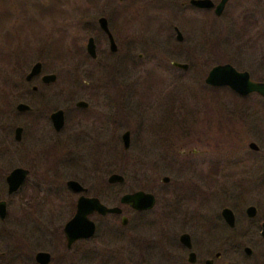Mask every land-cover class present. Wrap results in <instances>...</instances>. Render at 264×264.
I'll return each instance as SVG.
<instances>
[{"label":"rangeland","instance_id":"obj_1","mask_svg":"<svg viewBox=\"0 0 264 264\" xmlns=\"http://www.w3.org/2000/svg\"><path fill=\"white\" fill-rule=\"evenodd\" d=\"M186 1L18 0L16 5L12 0L2 12L6 14H0V92L11 91L36 61L43 73L57 75L49 86L52 105L61 89V142L51 140L43 151L38 149L49 157L44 160L48 185L25 211L40 225L34 251L48 252L50 264H164L162 252H173L183 231L199 247L202 231H193V226L202 216L216 218L222 207L242 221L252 206L256 221L264 222V99H242L227 88L203 83L208 70L219 64L264 82V0H231L220 21L210 19L209 25L200 23L186 4L181 6ZM5 4L2 0L1 7ZM256 11L263 14L252 24L245 23L244 15L239 18ZM99 16L108 19L118 51L91 61L84 48ZM173 26L181 42L175 40ZM97 49L107 53L105 38L97 39ZM171 62L188 68L179 70ZM79 100L108 107L112 126L92 128L90 139L78 138L74 103ZM10 101L7 111L14 106ZM124 131L130 132L127 150L120 139ZM202 135L209 137L208 147L199 156H187L196 145L191 141ZM7 161L0 159L3 171L25 160L12 155ZM216 163L223 169L224 183L208 189L206 177L212 179L209 172ZM111 174L124 182L108 185ZM162 177L168 182L162 183ZM67 180L78 182L85 196L108 207L137 190L153 194L155 205L144 213L123 208L126 226L116 216L90 215L94 236L66 251L61 230L73 216L78 197L65 188Z\"/></svg>","mask_w":264,"mask_h":264},{"label":"flooded vegetation","instance_id":"obj_2","mask_svg":"<svg viewBox=\"0 0 264 264\" xmlns=\"http://www.w3.org/2000/svg\"><path fill=\"white\" fill-rule=\"evenodd\" d=\"M1 1L2 0H0V14L4 10L8 9V6H11V3L9 5V2H12V0H4V2L6 3L4 5L5 7H1ZM14 1L17 5L18 0ZM189 1L190 0L182 2L181 6L184 7L186 4L188 8L192 9L194 12H197L198 16L200 17V23L209 25L214 21H220V19L224 15L226 4L231 0H227L219 15L215 14L214 8L220 0H209L213 5V7L211 8H197L190 5ZM14 5L15 4L13 3L12 7H14ZM14 9L16 10V8ZM122 13H124V15L127 14L128 9L124 10ZM262 14L263 13H257V11L247 14L243 13L240 14L239 18L243 17L244 15V17L246 18V20H244L245 23L247 22L249 24H252V22H256L258 16ZM205 16L208 17L206 18ZM100 18H103L106 22V27L112 37L115 51H110L109 49L107 35L101 30L98 24V19ZM210 19L212 20V22L210 21ZM129 24L130 23L128 20L127 26H129ZM217 24L222 25L221 23ZM83 26H89L90 28H93V25L91 24H85ZM172 29L175 33V40L178 41L176 39V30L178 31V29L175 26H173ZM93 31V34L91 33V35L87 37L86 43L89 38L92 39L95 56L94 58H91L87 54L85 43L84 51L86 56L91 61H95L101 54L107 55L109 57L115 56L117 54L118 47L115 42V38L110 30L108 19L105 16H99L96 19V30L93 29ZM98 38H105L107 42V53H105V51L101 52L97 49ZM126 39L128 42V36ZM36 63H39V68L33 75H31L27 79V76L31 72L32 67ZM34 64H32L28 72L24 74L22 80H18V82L14 83L15 85L12 86L11 91L5 93L0 92V159L4 160V162L7 163V159H9L13 155L17 158L22 157L25 160L23 164H9L7 166L9 167V169L7 171H3L2 167L0 166V264H41L36 259V255L38 253H46L49 255L47 264H50L52 261V257L48 252H45L43 250L34 251V244L38 242L37 234L40 231L38 230L40 228V225L39 221H37L34 216L25 214V211L32 207V201L34 198H37V196L39 195V191L43 192L44 186L48 185V174L45 172L48 169L45 166V161L48 160L49 157L45 158L47 153L45 152L43 155L42 151L44 150V144L51 140H54V143L61 142V131L63 130L65 124L64 111L61 109V89L60 93L56 94L58 103L56 105H52L50 103L51 98L49 95V86L56 82L57 75L52 73H43L42 64L40 61H36ZM47 75H54L55 79L52 82H44L43 77ZM9 100L14 101H10V106L12 105V103H14V106L12 110L10 109L9 111H7V107H9ZM78 102L82 103L83 106H76L75 104ZM18 106L22 107L18 108ZM74 108L78 113V118L75 120V128L77 129L76 134L77 137L82 140L83 138H91L92 128L96 129L98 127V130H102L104 128L108 130L112 126L111 120L113 116L111 110L108 107L100 108L97 104L92 105L91 107L90 104L79 100L74 103ZM61 112L63 117L62 127ZM56 113L60 114H58V117H55L53 119L52 116ZM3 121H6L5 125H2ZM58 125L59 127H57V129L55 126ZM127 132L129 133L128 139L130 144V132ZM196 138L197 139L195 141H191V143H194L196 145H191L190 149L186 151L187 156H199L203 153L201 148L208 147L209 137H207L206 135H202L196 136ZM11 139L13 143L11 142ZM23 142H25V145H22ZM11 145H14V147H11ZM12 148L14 149L11 150ZM39 148L40 150L42 149V151L38 150ZM184 153L185 152H181L180 154ZM17 160L23 162L20 159ZM215 165L217 166H213L211 168L212 171L209 172V174H212V179L206 177V181L210 180V186H208V189H210V187L213 188L216 184H219L220 186V184L222 185V183H224L225 177L222 174L223 169L219 167L218 163H216ZM16 170L23 171L24 175L22 177L20 176V174L11 175ZM230 177L231 176H229V178ZM107 179L106 183L108 185H112L107 182ZM67 181L64 182L65 188L72 194L78 196L74 204V210L76 209V202L79 197L82 196L85 198H96L85 196L84 194L86 193V189L78 182L77 183L84 189V191L78 193L73 192L66 186ZM229 181L231 182V184L235 185L236 180L234 179V177H231ZM142 192L149 193L145 191ZM131 193L133 192L126 194ZM96 199L100 202L98 198ZM101 204L104 205L103 203ZM116 206L121 209V213L118 215H99L97 213H92L90 215L95 214L100 217L116 216L119 217L120 225L126 226L128 224V220L122 214L123 208L129 209L136 213H144L153 209L152 207L149 210L136 211L126 205L118 204ZM224 209H228L231 212L230 219L228 218V216L226 217L228 221L222 215V210ZM90 215H88V219ZM122 217L125 218L124 224H122L121 222ZM206 217L207 216H202L199 224L196 223V226H193V231H202L201 244H199L200 246H194L192 235L188 233V230L187 232L183 231L177 236V244L173 252L169 254L162 252L164 260L159 259L161 263L264 264V236L262 235L261 230V226L262 224H264V222L260 220H258L257 222L255 219L256 214L252 217H249L245 214V219L242 218V221H240L231 209L222 207L216 218L210 219L211 217H209L207 220ZM8 218H11V221L9 223L7 222ZM64 225L61 232L63 236L64 248L66 251H69L71 247L77 242H83L91 239L95 234V225L93 223L94 231L91 237L86 239H78L67 246L63 231ZM184 226V228H187L188 223ZM223 228L224 231H221V229ZM34 229H36V232L33 231ZM204 234L207 236H203ZM183 235L186 236V238H184L186 242H182L180 240L181 236ZM210 236L212 238V241H209Z\"/></svg>","mask_w":264,"mask_h":264},{"label":"water","instance_id":"obj_3","mask_svg":"<svg viewBox=\"0 0 264 264\" xmlns=\"http://www.w3.org/2000/svg\"><path fill=\"white\" fill-rule=\"evenodd\" d=\"M226 2L227 0H220L218 2V4L214 8V12L216 15L220 14ZM189 4L197 8L213 7L212 3L209 0H190ZM98 24L101 30L107 35L110 51H115V46H114L112 37L109 31L107 30L105 20L103 18L98 19ZM176 39L179 42L181 41V35L177 30H176ZM86 52L91 58H94L95 56L94 46H93V42L91 38L87 40ZM171 66L179 70H182V71L188 68V65L178 63V62H171ZM38 68H39V63L34 64V66L31 69V72L27 76V79L31 75H33L37 71ZM54 79H55L54 75H47L43 77L44 82H52ZM203 83L206 86L211 87V88H227L228 90H230L232 93H234L235 95L239 97H246L251 94H255L258 97L264 99V82L252 81L247 72L236 71L229 64H219V65H215L211 67L206 73ZM75 105L83 106V104L80 102L76 103ZM21 107L22 106H18V108H21ZM58 114L60 113L54 114L52 118L54 119L55 117H58ZM62 126H63V117H62V112H61V127ZM55 127L57 128L59 127V125ZM128 137H129V133L127 131L123 132L120 136L123 150H126L129 146ZM247 146L252 151L258 150V147L254 143H248ZM262 155L264 157V151L262 152ZM13 174H20V176L22 177L24 175V172L20 170H16L11 175ZM107 182L110 184H115V183L120 184V183H123V178L117 174H111L108 177ZM161 182L163 183L168 182V178L162 177ZM66 186L70 190L76 193L84 191V189L77 182L73 180L67 181ZM118 204L126 205L136 211H145L153 207L154 197L153 195L149 193H144L142 191H136L131 194L122 195L119 198ZM92 213H97L99 215H105V214L118 215L121 213V209L117 206L105 207L96 198H85L82 196L79 197L76 202V209H75V212L72 218L66 222L63 228L67 246H69L70 243L78 239H86L92 236L93 231H94V225L88 219V215ZM255 213H256V210L252 206L248 207L245 210V214L249 217L254 216ZM222 215L227 220L226 217L228 216V218L230 219L231 212L228 209H224L222 210ZM121 222L122 224L125 223L124 217L121 218ZM261 230H262V235L264 236V224H262ZM184 238H186L185 235L181 236L180 240L182 242H186ZM48 258H49V255L46 253H38L36 255V259L41 264H47Z\"/></svg>","mask_w":264,"mask_h":264},{"label":"trees","instance_id":"obj_4","mask_svg":"<svg viewBox=\"0 0 264 264\" xmlns=\"http://www.w3.org/2000/svg\"><path fill=\"white\" fill-rule=\"evenodd\" d=\"M210 88H211V87H210ZM212 89H219V88H212ZM238 97H239V96H238ZM240 98H242V99H243V98H245V97H240Z\"/></svg>","mask_w":264,"mask_h":264}]
</instances>
